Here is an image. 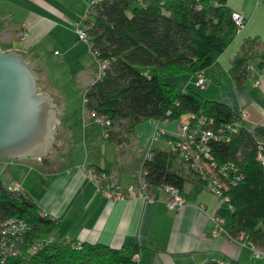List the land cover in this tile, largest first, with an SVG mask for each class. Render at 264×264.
<instances>
[{
    "label": "crops",
    "instance_id": "obj_1",
    "mask_svg": "<svg viewBox=\"0 0 264 264\" xmlns=\"http://www.w3.org/2000/svg\"><path fill=\"white\" fill-rule=\"evenodd\" d=\"M91 1L0 0L1 48L17 50L35 63L38 89L49 93L57 107L56 147L46 153L48 160H8L2 163L0 174L9 175L13 184L20 183V191L37 204L39 213L57 222L56 241L79 240L115 248L137 244L140 250L135 264H202L214 259L224 264H264V250L256 256L254 249L259 247L218 229L214 218L220 207L217 195L200 184L180 156L173 167L186 182L181 189L184 205L178 210L166 206L165 194L155 201L141 197L108 200L89 178L88 168L110 170L121 188L138 190L145 151L149 147L168 149L167 140L179 132L176 119L143 120L131 130L137 136L129 139V132L124 133L118 145L106 135L103 125L91 119L83 91L96 78L98 60L92 43L79 39L74 26ZM213 1L241 12L246 23L203 70L206 84L200 88L235 112L245 111L247 117L241 125L253 130L264 125V74H260L264 0ZM241 55L247 56V73L236 82L230 68ZM197 77V73L187 75L185 85L198 87ZM82 84V89L77 88ZM155 135L157 139H152ZM136 158L138 165L133 161L134 167H124L126 160Z\"/></svg>",
    "mask_w": 264,
    "mask_h": 264
},
{
    "label": "trees",
    "instance_id": "obj_2",
    "mask_svg": "<svg viewBox=\"0 0 264 264\" xmlns=\"http://www.w3.org/2000/svg\"><path fill=\"white\" fill-rule=\"evenodd\" d=\"M86 19L89 41L97 60L106 62L84 92L85 110L108 118V137L122 144L123 134L143 120H185L188 112L214 118L213 128L237 120L230 105L205 99L189 84L180 91L167 80L205 70L236 37L231 8L213 0H96ZM264 57V51L260 54ZM248 59L241 55L230 68L236 82L246 76ZM118 127V130H113ZM109 128H111L109 130ZM231 140L211 141L216 160L234 162L239 179L227 181L223 192L228 202L217 214L222 228L264 250V163L257 158L258 142L264 141V125L250 130L238 126ZM151 159L142 161L149 187L171 184L180 190L186 177L173 166L179 152L151 149ZM231 207H230V206ZM23 218L30 229L24 236L22 255H10L0 264H133L140 246L124 243L120 248L102 243L56 241L57 222L41 215L36 203L0 183V221ZM53 240L27 254L33 240ZM202 264H224L206 260ZM239 264V263H225Z\"/></svg>",
    "mask_w": 264,
    "mask_h": 264
},
{
    "label": "built area",
    "instance_id": "obj_3",
    "mask_svg": "<svg viewBox=\"0 0 264 264\" xmlns=\"http://www.w3.org/2000/svg\"><path fill=\"white\" fill-rule=\"evenodd\" d=\"M96 0L90 2L93 4ZM88 7L86 14L77 20L74 24L75 31L79 39L89 40L88 32H86L87 25L86 19L90 15L92 9ZM232 20L236 26V33L240 32L246 23L245 16L239 11H232ZM25 34V32H24ZM104 62L98 61V70L96 76H100L104 69ZM260 74H264V64L260 68ZM198 77L195 83L198 87H203L205 83V75L203 70L197 71ZM256 84L259 83L255 80ZM91 119L100 123L106 129L110 126L111 121L108 118L100 117L93 112H90ZM237 120L226 125H221L217 129L213 128L214 118L203 113L188 112L185 115V120L179 122V132L175 138L168 139V144L171 150L179 152V156L186 167L194 174L201 185L208 187L212 192L217 195L219 200V206L228 202V196L224 194L223 190L227 186V181L234 182L239 179V173L237 172V166L234 162L219 163L213 152L209 148V142L224 140L229 142L231 140V134L236 132L242 119L246 118V112L241 110L237 113ZM106 132V130H105ZM108 132H106V135ZM152 139H157V135ZM257 158L264 163V141H259ZM153 156L151 147L145 151V155L142 159H151ZM142 164V163H141ZM87 174L92 179L97 189H99L108 200H121L125 198L141 197L151 201L160 199L161 194L166 195L165 204L169 209L178 210L184 205V199L181 196V190L171 184H158L154 187H149L145 177L143 176V168L141 167L138 172V187H129L127 189L121 188L117 177L113 171L103 169L88 168ZM7 190L15 193L20 191V183L13 185H7ZM230 206V205H229ZM231 207V206H230ZM216 224L218 229L224 231L222 228L223 218L218 214L215 215ZM30 226L26 224L23 218L11 216L0 221V262L4 263L10 255H22L23 249H21L22 241H24L25 234L28 233ZM242 237V233L240 235ZM52 235L44 238V240H33L28 247H26L27 254L32 255L37 252L45 243H49L53 240ZM256 256H259L263 250L254 249ZM137 253L134 256V262L137 259ZM219 262V261H217ZM221 263V262H219Z\"/></svg>",
    "mask_w": 264,
    "mask_h": 264
},
{
    "label": "water",
    "instance_id": "obj_4",
    "mask_svg": "<svg viewBox=\"0 0 264 264\" xmlns=\"http://www.w3.org/2000/svg\"><path fill=\"white\" fill-rule=\"evenodd\" d=\"M34 69L19 51L0 48V156L41 158L55 139L57 107Z\"/></svg>",
    "mask_w": 264,
    "mask_h": 264
},
{
    "label": "rangeland",
    "instance_id": "obj_5",
    "mask_svg": "<svg viewBox=\"0 0 264 264\" xmlns=\"http://www.w3.org/2000/svg\"><path fill=\"white\" fill-rule=\"evenodd\" d=\"M0 48H1V46H0ZM2 49V48H1ZM98 70V69H97ZM186 77H187V75H185V74H183V75H177V76H172V77H168L167 78V80L169 81V82H173V83H175L176 85H177V90L178 91H180L184 86H185V80H186ZM82 87H84L83 86V84L82 85H78V87L77 88H81L82 89ZM190 87L191 88H193V90H195L196 92H198L203 98H205V99H213L214 97H211V96H213V95H210L211 93H207V92H205L202 88H200V87H194L193 86V84H191L190 85ZM71 93V92H70ZM74 93V92H73ZM83 93H84V91H83ZM83 96V95H82ZM145 121H147V120H145ZM128 135V137H129V139L130 138H134V137H136L137 135H136V133H135V131H129V133L127 134ZM157 142V141H156ZM55 144H54V142L51 144V147L48 149V151H47V154H49V151H51V149H55V147L56 146H54ZM130 150V149H132V147L130 148V147H128L127 148V150ZM47 154H45L43 157H41L42 158V160L43 161H45V160H48V158L46 157L47 156ZM132 154V153H131ZM31 157H33V156H29V157H24V158H9V157H3V156H0V169H1V167L3 166V164L2 163H5V161H8V160H20V159H25L26 160V158H31ZM34 158H36V157H34ZM29 159H27V160H29ZM133 161H135V165H138V163H139V158H136V159H130V162L128 161V160H126L125 162H124V167H128L127 169H129L130 167H134V165H133ZM5 174L6 173H2V174H0V175H2V176H0V180H2L5 184H9V185H13V181H10L9 180V175H7L6 177H5Z\"/></svg>",
    "mask_w": 264,
    "mask_h": 264
}]
</instances>
